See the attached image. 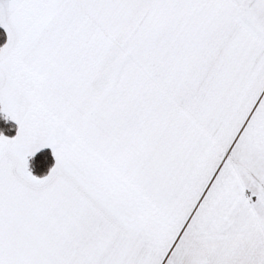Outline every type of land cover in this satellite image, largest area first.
Returning a JSON list of instances; mask_svg holds the SVG:
<instances>
[{"label": "snow or ice", "instance_id": "1", "mask_svg": "<svg viewBox=\"0 0 264 264\" xmlns=\"http://www.w3.org/2000/svg\"><path fill=\"white\" fill-rule=\"evenodd\" d=\"M0 264H264V0H0Z\"/></svg>", "mask_w": 264, "mask_h": 264}]
</instances>
